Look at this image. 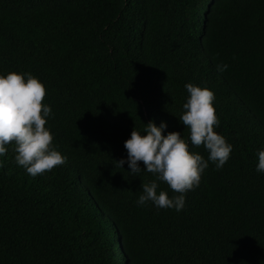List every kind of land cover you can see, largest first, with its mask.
<instances>
[{
  "label": "trees",
  "instance_id": "trees-1",
  "mask_svg": "<svg viewBox=\"0 0 264 264\" xmlns=\"http://www.w3.org/2000/svg\"><path fill=\"white\" fill-rule=\"evenodd\" d=\"M9 71L43 83L67 160L33 177L6 145L0 264H264V0H0ZM186 82L214 92L229 160L209 162L181 211L138 207L155 177L119 166L124 141L149 119L187 138Z\"/></svg>",
  "mask_w": 264,
  "mask_h": 264
},
{
  "label": "clouds",
  "instance_id": "clouds-1",
  "mask_svg": "<svg viewBox=\"0 0 264 264\" xmlns=\"http://www.w3.org/2000/svg\"><path fill=\"white\" fill-rule=\"evenodd\" d=\"M228 65L218 63V72H224ZM187 96L182 104L178 121L187 129V138L181 131H167L163 120L157 124L154 119L143 123V129L132 128L124 141L126 158L117 160L133 177L151 173L155 179L140 185L136 205L149 202L157 209L181 211L185 204V193L198 186L201 174L214 164L222 168L229 160L232 144L214 131L219 119L213 106L214 92L206 85L192 82L184 84ZM45 96L43 83L30 72L9 71L0 73V156L7 151L6 145H13L14 161L30 176H37L66 163L53 144V134L46 126L52 115L51 107L42 104ZM183 128V129H184ZM192 146H203L207 159L199 152L189 150ZM255 171L264 173V148L256 151ZM143 167H141V163ZM158 182L167 184L174 195L169 197Z\"/></svg>",
  "mask_w": 264,
  "mask_h": 264
}]
</instances>
